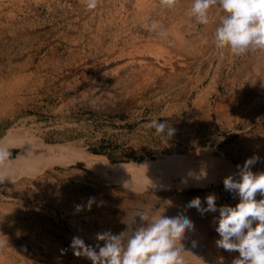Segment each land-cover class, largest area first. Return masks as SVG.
<instances>
[{"label":"rangeland","instance_id":"obj_1","mask_svg":"<svg viewBox=\"0 0 264 264\" xmlns=\"http://www.w3.org/2000/svg\"><path fill=\"white\" fill-rule=\"evenodd\" d=\"M102 1L89 10L86 0H17L15 7L3 0L0 138L12 126L24 125L36 131L33 142L71 141L91 152L94 162L111 163L155 159L205 144L236 164L238 171V165L257 156L252 171L264 172V149L257 150L264 146V51L235 55L230 49L217 48L215 24L219 26L224 15L217 7L210 9V23L201 25L190 13L194 0H180L172 9L161 6L158 0L149 15L141 16L137 15L138 0ZM176 31L186 42L183 47L173 40L172 32ZM155 43L164 46L162 57L170 59L168 66L148 55ZM137 56L144 58L143 62ZM132 75L140 76L133 86L129 82ZM17 81L22 87H17ZM152 120L166 122L175 129L174 134H157L150 127ZM17 151L10 148L11 158ZM60 166L51 164L21 175L12 184L0 183V228H6L0 251L15 264H92L90 259L73 254V237L78 235L93 247L104 244L96 240L97 233L125 232L126 238L143 226L137 214L145 210L151 215L174 217L177 213L191 219L198 242L192 245L194 239L186 237L182 241L186 244V264H233L239 258L237 252L222 248H218L216 257L207 250L219 239L214 230L219 211L201 216L198 210L195 213L196 208L187 207L197 196L207 207V195L214 192L218 209L225 204L236 206L239 196L226 191L216 179L208 178L213 192L184 184L175 188L173 182L151 190L108 182L100 173L79 164ZM191 177L194 175L175 180L184 182ZM258 194L257 200L264 198ZM198 229L207 233H198Z\"/></svg>","mask_w":264,"mask_h":264},{"label":"clouds","instance_id":"obj_2","mask_svg":"<svg viewBox=\"0 0 264 264\" xmlns=\"http://www.w3.org/2000/svg\"><path fill=\"white\" fill-rule=\"evenodd\" d=\"M179 2L159 0L160 5L168 9ZM98 3L99 0H86V8L93 10ZM212 7L224 13L215 30L217 48L230 49L235 55L264 51V0H194L190 13L199 24L207 25ZM150 127L161 136L171 137L175 132L166 122L158 120H152ZM258 160L257 156L247 159L242 166L238 165L239 179L230 175L223 181L226 191L239 196L236 206L225 205L218 209L215 194L207 196V207L202 205L199 196L187 205L202 215L219 211L215 230L220 238L216 245L228 252H239L233 264H264V198L256 199L258 193L264 197V172L252 171ZM6 179L12 180L11 152L0 145V183ZM80 207L78 205L77 210ZM137 216L143 226L126 238L110 231L97 233L96 240L103 241V246L97 243L93 247L79 236L73 237L70 245L73 254L90 259L92 264H186L182 241L186 232L194 227L190 218L182 214L175 217L163 213L151 215L150 210ZM3 243L0 241V245Z\"/></svg>","mask_w":264,"mask_h":264},{"label":"bare ground","instance_id":"obj_3","mask_svg":"<svg viewBox=\"0 0 264 264\" xmlns=\"http://www.w3.org/2000/svg\"><path fill=\"white\" fill-rule=\"evenodd\" d=\"M9 3L11 4V6L15 7L16 6V2L17 0H8ZM102 1V0H101ZM127 1V0H126ZM38 2V1H36ZM49 2V1H48ZM103 2V1H102ZM125 2V1H124ZM5 3V2H4ZM74 3V2H73ZM86 3V2H85ZM117 3V2H116ZM158 0H138L137 1V15L141 16V15H149L154 7V5H157ZM185 3V2H184ZM7 4V3H6ZM47 4V3H46ZM58 4V3H57ZM99 4V3H98ZM3 0H0V14L3 13ZM24 5V4H23ZM186 5V4H185ZM85 6V5H84ZM191 6V5H190ZM99 7V6H97ZM124 7V6H123ZM182 8V7H181ZM186 8V7H185ZM190 8V7H189ZM215 8V7H214ZM85 9V8H84ZM105 9V8H104ZM213 9V8H212ZM217 9V8H216ZM215 9V10H216ZM121 10V9H120ZM136 11V10H135ZM211 11V10H210ZM213 11V10H212ZM99 12V11H98ZM214 12V11H213ZM12 13V12H11ZM111 13V12H110ZM8 14V13H6ZM118 14V13H117ZM123 14V13H122ZM212 14V13H211ZM101 15V14H99ZM120 15V14H119ZM17 16V15H16ZM84 16V15H83ZM107 16V15H105ZM113 16V15H112ZM122 15H120L121 17ZM222 16V15H221ZM68 17V16H67ZM82 17V16H81ZM88 17V15H87ZM170 17V16H169ZM106 18V17H105ZM79 19V18H78ZM112 19V18H111ZM175 19V18H174ZM213 19V17H212ZM70 20V19H69ZM154 20V18H153ZM83 21V20H82ZM94 21V19H93ZM102 21V19H101ZM158 21V20H157ZM191 21V20H190ZM214 21V20H213ZM84 22V21H83ZM86 22V21H85ZM99 23V22H98ZM102 23V22H101ZM2 24V23H1ZM26 24V23H25ZM90 24V23H89ZM104 24V23H103ZM160 24V22H159ZM214 24V23H213ZM3 25V24H2ZM16 25V24H15ZM73 25V24H72ZM84 25V23L82 24ZM105 25V24H104ZM156 25V24H155ZM174 25V24H173ZM77 26V25H76ZM103 26V25H102ZM163 26V25H162ZM215 26L218 27V25L215 24ZM20 27V26H19ZM30 27V26H28ZM73 27V26H72ZM100 27V26H99ZM62 28V27H61ZM68 28V27H67ZM83 28V27H82ZM87 28V26H86ZM98 28V26H97ZM147 28V26H146ZM186 28V27H185ZM72 29V28H71ZM30 31V30H29ZM86 31V30H85ZM185 31V29L183 30ZM25 32V31H24ZM189 32V31H188ZM85 33V32H84ZM173 33V40L177 45H186V42L184 40V38L181 35V32L176 31V32H172ZM212 33V31H211ZM165 34V33H164ZM25 35V33H24ZM205 35V34H204ZM93 37V36H92ZM171 38V37H170ZM83 39V38H82ZM81 39V40H82ZM80 40V41H81ZM97 40V39H96ZM142 40V39H140ZM214 40V39H213ZM15 41V40H14ZM76 41V40H75ZM92 41V40H91ZM70 42V41H69ZM134 42V41H133ZM139 42V41H137ZM141 42V41H140ZM150 42V41H149ZM193 42V41H192ZM35 43V42H34ZM37 43V42H36ZM55 43V42H54ZM58 43V42H56ZM85 43V42H84ZM142 43V42H141ZM210 43H212L210 41ZM29 44V43H28ZM78 44V43H77ZM101 44V43H100ZM140 44V43H139ZM206 45V43H205ZM36 46V45H34ZM102 46V45H101ZM211 46V45H210ZM1 47V46H0ZM24 47V46H23ZM97 47V46H96ZM138 47V46H137ZM183 47V46H182ZM214 47V46H213ZM104 48V47H103ZM212 48V47H211ZM84 49V48H83ZM146 49V48H145ZM173 49V48H172ZM29 50V49H28ZM69 50V49H68ZM109 50V49H108ZM24 51V50H23ZM138 51V49H137ZM148 55H153L155 57V60L157 62H163L162 65H167L168 63H170V59L164 56L162 57V53L164 50V46L159 44V43H155L151 48L148 49ZM218 51V50H217ZM220 51V50H219ZM56 52V51H55ZM135 52V49H134ZM140 52V51H139ZM210 52H212L210 50ZM74 53V52H73ZM103 53V52H102ZM121 53V52H120ZM136 53V52H135ZM147 53V52H146ZM93 54V53H92ZM100 54V53H99ZM140 54V53H138ZM263 54V53H262ZM81 55V54H80ZM85 55V54H84ZM108 55V54H107ZM185 55V54H184ZM254 55V54H253ZM264 55V54H263ZM77 56V55H76ZM127 56V55H126ZM130 56V55H129ZM135 56V55H134ZM142 56V55H141ZM140 56V57H141ZM177 56V55H176ZM192 56V55H191ZM213 56V55H212ZM260 56V55H259ZM138 57V56H137ZM138 57V59H140L143 62L144 58H140ZM162 57V58H160ZM177 57H181V56H177ZM261 57V56H260ZM95 58V57H94ZM119 58V57H118ZM133 58V57H132ZM217 58V57H216ZM78 59V57H77ZM127 59V58H126ZM131 59V58H130ZM203 59V58H202ZM215 58H213L214 60ZM253 59V58H252ZM264 59V56L263 58ZM97 60V59H96ZM132 60V59H131ZM135 60V59H134ZM210 60V59H209ZM121 61V60H120ZM136 61V60H135ZM145 61V60H144ZM185 61V60H184ZM78 62V61H77ZM81 62V60H80ZM109 62V61H108ZM132 62V61H131ZM148 62V61H147ZM150 62V61H149ZM156 62V63H157ZM179 62V61H178ZM211 62V61H210ZM118 63V62H117ZM124 63V62H123ZM141 63V62H140ZM139 63V65H140ZM255 63V62H254ZM61 64V63H60ZM176 64V63H175ZM195 64V63H194ZM202 64V63H201ZM78 65V63H77ZM82 65V64H81ZM89 65V64H88ZM118 65V64H117ZM121 65V64H120ZM134 65V64H133ZM207 65V63L205 64V66ZM124 66V65H123ZM168 66V65H167ZM170 66V65H169ZM195 66V65H194ZM204 66V67H205ZM212 66V65H211ZM137 67V66H136ZM141 67V66H140ZM173 67V66H172ZM88 68V67H87ZM117 68V67H116ZM115 68V69H116ZM120 68V67H119ZM160 68V67H159ZM163 68V67H162ZM176 68V67H175ZM189 68V67H188ZM134 69V67H133ZM138 69V68H137ZM135 69V70H137ZM141 69V68H140ZM187 69V68H186ZM193 69V68H192ZM196 69V67L194 68V70ZM199 69V68H198ZM107 70V69H106ZM155 70V69H154ZM174 70V69H173ZM193 70V71H194ZM251 70V69H250ZM113 71V70H111ZM116 71V70H115ZM134 71V70H133ZM191 71V69H190ZM189 71V72H190ZM109 72V71H108ZM126 72V71H125ZM130 72V71H129ZM201 72V71H200ZM103 74L105 73L102 72ZM107 73V72H106ZM131 73V72H130ZM138 73V72H137ZM140 73V72H139ZM156 73V72H155ZM163 73V72H162ZM199 73V72H198ZM210 73V72H208ZM100 74V73H99ZM141 74V73H140ZM159 74V73H158ZM176 74V73H175ZM188 74V73H187ZM116 75V74H115ZM126 75V74H125ZM154 75V74H153ZM174 75V74H173ZM138 75H132L133 79L129 80V82L135 83L137 81ZM170 76V75H169ZM208 76V75H207ZM206 76V77H207ZM147 77V76H146ZM163 77V76H162ZM209 77V76H208ZM250 77V76H249ZM127 78V76H126ZM153 78V77H152ZM189 78V77H188ZM203 78V77H202ZM162 79V78H161ZM160 79V80H161ZM164 79V77H163ZM168 79V78H167ZM186 79V78H185ZM190 79V78H189ZM116 80V79H115ZM125 80V79H124ZM123 80V81H124ZM141 80V79H140ZM145 80V79H144ZM155 80V79H154ZM159 80V79H158ZM169 80V79H168ZM244 80V79H243ZM246 80V79H245ZM244 80V81H245ZM250 80V79H249ZM24 81V80H23ZM184 81V80H183ZM261 81V80H260ZM117 82V80H116ZM174 82V80H173ZM177 82V81H176ZM179 82V81H178ZM186 82H189L186 81ZM259 82V81H258ZM118 83V82H117ZM128 85H131V84ZM138 83V82H137ZM136 83V84H137ZM243 83V82H242ZM125 84V83H124ZM159 84V83H158ZM169 84H172L169 82ZM190 84V83H189ZM257 84V83H256ZM17 87H22L21 81H17L16 82ZM134 84H132L133 86ZM138 85V84H137ZM140 85V84H139ZM160 85V84H159ZM199 85V84H198ZM239 85V84H238ZM127 86V84L125 85ZM158 86V85H157ZM260 86V85H259ZM258 87V86H257ZM236 88V87H235ZM253 88V87H251ZM259 88V87H258ZM122 89V88H121ZM242 89V88H241ZM247 89H250L247 88ZM246 89V90H247ZM128 90V89H127ZM251 91V90H250ZM253 91V90H252ZM4 92V91H3ZM18 92V91H17ZM131 92V91H130ZM133 92V91H132ZM244 93V91H242ZM246 92V91H245ZM129 93V92H128ZM239 93V92H237ZM250 93V92H249ZM242 94V93H241ZM251 94V93H250ZM246 96L249 95L248 92L247 94H245ZM255 95V94H254ZM239 96V95H238ZM232 97V96H231ZM236 98V95L234 96ZM249 97V96H248ZM243 98V97H242ZM251 98V97H250ZM218 99V98H217ZM240 99V98H239ZM251 100V99H250ZM256 100V99H255ZM228 101V100H227ZM242 101V100H241ZM240 101V102H241ZM249 101V100H248ZM229 103V102H228ZM227 103V104H228ZM247 105V104H246ZM219 107V105H218ZM4 109V108H3ZM215 109V108H214ZM222 109V108H221ZM233 110V109H232ZM208 115V114H207ZM255 115V114H253ZM256 117V116H255ZM20 121V120H19ZM22 123V122H21ZM36 134V131L33 128H28L24 125H16V126H12L11 128L8 129L7 133L0 138V145L7 147L9 150L10 148L16 147L17 148V152L16 155L11 158L12 161V180L11 179H6L3 183L7 184H12L13 182H15V180L19 179V177L23 174H29L30 172H38L41 171L42 168L44 167H48L51 164H58L61 166H69L70 164H79L82 166H85L87 168H90L92 170H94V172L96 171L97 173H100L101 175H103L104 177L107 178L108 182L111 181L112 183L114 182H121L123 183V185L127 186V187H145L149 189V187H154L155 189H157V187L161 186L162 184H166L168 182H173V185L176 187L178 186H182L184 184L185 185H189V187L191 186H196V187H200L201 189H206L208 190V192H213V187L210 186V181H208V178H211V181L213 179H216V182H221L223 183L224 179L230 175H232L235 179H239V171L237 170V168L235 167V165L229 160L227 159L225 156L223 155H218L215 153V148L205 145L204 146H198L195 149L192 150H187L185 152H177V153H170L167 155H159V157L153 159V158H147V159H143V160H130L128 162H117V163H111V162H105V161H98V162H94V160L92 159V155L91 152L83 149L82 147H77L75 145L74 142L71 141H65V142H57V143H48L46 141H42V142H33L32 141V137ZM207 138V137H206ZM202 139V138H200ZM213 139V138H212ZM199 140V139H198ZM263 143V142H262ZM211 145V144H210ZM261 147V148H260ZM257 149V148H256ZM264 146H259V148L257 149L258 151H263ZM217 150V149H216ZM252 150V149H251ZM219 151V150H218ZM221 152V151H220ZM249 152V151H248ZM252 153V152H251ZM256 153V152H255ZM249 154V153H248ZM259 154V153H258ZM257 155V154H256ZM261 164V163H260ZM60 166V167H61ZM264 166V165H263ZM44 173V172H43ZM194 175V177L192 179H189L187 181L184 182H180L175 180L176 177L178 176H186L187 175ZM29 178V177H27ZM184 180V179H183ZM40 181V180H39ZM182 181V180H181ZM21 184V183H20ZM224 184V183H223ZM216 185V184H215ZM3 186V185H2ZM122 186V185H121ZM171 186V185H170ZM137 187V188H138ZM46 188V187H45ZM142 188V189H143ZM171 188V187H170ZM188 188V187H187ZM141 189V190H142ZM179 189V188H178ZM195 189V188H194ZM225 189V188H224ZM18 190V189H17ZM167 190V189H166ZM170 190V189H169ZM28 191V190H27ZM172 191V189H171ZM219 191V190H218ZM51 192V191H50ZM57 192V191H56ZM146 192V191H145ZM226 192V191H225ZM136 193V192H135ZM158 192H156L157 194ZM205 193V192H204ZM215 193V192H214ZM213 193V194H214ZM229 193V192H228ZM47 194V193H46ZM17 195V194H16ZM174 195V193H173ZM187 195V194H186ZM207 195V194H206ZM209 195V193H208ZM207 195V196H208ZM259 195V194H258ZM25 196V195H24ZM151 196V194H150ZM152 196H154L152 194ZM167 196V195H166ZM171 196V195H169ZM178 196V194H177ZM2 197V196H1ZM156 197V195H155ZM236 197V195H235ZM9 198V197H8ZM11 198V197H10ZM9 198V199H10ZM174 199V197H172ZM189 198V197H188ZM5 199V198H4ZM176 199V198H175ZM174 199V200H175ZM179 199V198H178ZM218 199V198H217ZM238 199V198H237ZM235 199V200H237ZM1 200V199H0ZM3 200V199H2ZM6 200V199H5ZM11 200V199H10ZM177 200V199H176ZM25 201V200H24ZM171 201V200H170ZM169 201V202H170ZM178 201V200H177ZM182 201V200H181ZM220 201V200H219ZM225 201V200H224ZM17 202V201H16ZM19 202V201H18ZM26 202V201H25ZM217 202V201H216ZM221 202V201H220ZM223 202V201H222ZM221 202V203H222ZM230 202V201H229ZM45 203V202H44ZM174 204V203H173ZM183 204V203H182ZM219 204V203H217ZM225 204V202H224ZM18 205V204H17ZM41 205V204H40ZM185 205V204H184ZM226 205V204H225ZM228 205V204H227ZM43 206V205H42ZM167 206V205H166ZM169 206V204H168ZM174 206V205H173ZM186 206V205H185ZM170 207H172L170 205ZM163 208V207H162ZM167 208V207H166ZM176 208V207H175ZM182 208V207H181ZM180 208V209H181ZM179 209V210H180ZM185 209V208H182ZM195 209V208H193ZM5 210V209H3ZM165 210V209H164ZM192 210V209H191ZM190 210V212H192ZM47 211V210H46ZM163 211V210H162ZM173 211V210H172ZM171 211V212H172ZM197 209L195 210L196 213ZM177 212V211H176ZM184 212V211H183ZM189 212V211H187ZM194 213V215H195ZM211 213V212H210ZM213 213V212H212ZM46 214V213H45ZM157 214V213H156ZM189 214V213H188ZM193 213H191V216ZM160 215V214H159ZM174 215V214H171ZM178 214L176 213L175 216H177ZM204 215V214H203ZM201 215V216H203ZM167 216V214H166ZM186 216V215H185ZM196 216V215H195ZM194 216V217H195ZM199 216V215H198ZM200 216V219L202 218ZM169 217V216H168ZM171 217V216H170ZM213 217V216H212ZM118 218V217H117ZM116 218V219H117ZM189 218V217H188ZM199 218V217H198ZM197 218V219H198ZM204 218V217H203ZM210 218V217H209ZM214 218V217H213ZM219 218V217H218ZM217 218V219H218ZM115 219V220H116ZM196 219V220H197ZM199 219V220H200ZM216 219V217L214 218ZM214 219L211 218V221H213ZM216 219V220H217ZM111 220V219H110ZM193 220V219H192ZM194 220V221H196ZM114 221V219H113ZM121 221V220H120ZM119 221V222H120ZM201 221V220H200ZM210 221V222H211ZM91 222V221H90ZM204 222V221H203ZM112 223V222H111ZM109 223V224H111ZM118 223V222H117ZM122 223V222H121ZM196 223V222H195ZM202 223V222H201ZM206 223V222H205ZM213 223V222H211ZM210 223V224H211ZM216 223V222H215ZM214 223V224H215ZM131 224V223H130ZM200 224V223H199ZM216 225V224H215ZM77 226V225H76ZM105 226V225H104ZM112 226V225H111ZM116 226V224H115ZM123 226V225H122ZM130 226V225H129ZM201 226V224H200ZM209 226V225H208ZM211 226V225H210ZM91 227V226H90ZM89 227V228H90ZM119 227V225L117 226ZM125 227V226H124ZM132 227V226H131ZM207 227V225H206ZM194 228V227H193ZM199 228V227H198ZM204 228V227H203ZM202 228V229H203ZM196 229V228H195ZM201 229V228H200ZM200 229L198 233H200ZM209 229V228H208ZM6 228H0V240H5L6 239ZM133 230V227H132ZM135 230V229H134ZM133 230V231H134ZM205 232L207 233L206 229H204ZM215 230V229H214ZM80 231V230H79ZM89 231V230H88ZM118 231V229L116 230V232ZM121 231V230H120ZM132 231V232H133ZM203 231V230H202ZM201 231V233H202ZM111 232V231H110ZM119 232V231H118ZM123 232V230H122ZM119 232V233H122ZM131 232V233H132ZM196 231L194 229H192L191 231H187L186 232V240H192L194 239L195 235H197L195 233ZM205 232L203 231V234H205ZM215 232V231H214ZM10 233V232H9ZM14 233V232H12ZM92 233V231H91ZM125 232H123L124 234ZM128 233L127 234H131ZM217 233V232H216ZM94 234V233H93ZM126 234V233H125ZM124 234V236H125ZM10 235V234H9ZM81 235V234H80ZM208 235V234H207ZM213 234H211L212 236ZM78 236V235H77ZM199 236V235H198ZM204 236V235H203ZM202 236V238H203ZM216 236V235H215ZM214 236V237H215ZM128 237V236H127ZM213 237V236H212ZM88 238V237H87ZM210 238V237H209ZM220 238V237H219ZM8 239V238H7ZM34 240V239H33ZM48 240V239H47ZM94 240V239H93ZM200 240V239H199ZM11 242V241H10ZM17 242V241H16ZM72 242V241H71ZM88 242V240H87ZM190 242V241H189ZM193 244L192 245H196L197 244V239L195 238L194 241H192ZM211 242V241H210ZM209 242V243H210ZM5 243V242H4ZM3 243V244H4ZM6 243H8L6 241ZM69 243V242H68ZM94 243V242H93ZM102 243V242H101ZM100 243V244H101ZM104 243V242H103ZM191 243V242H190ZM214 243V242H213ZM209 246V248L207 247L208 252L216 257L217 256V250L218 247L216 244H213ZM92 244V243H91ZM90 244V245H91ZM96 245V244H95ZM184 245H186L184 243ZM94 246V245H92ZM188 246V245H187ZM208 246V245H206ZM186 247V246H185ZM1 248V247H0ZM190 249V247H189ZM198 249V248H197ZM1 250V249H0ZM224 250V249H223ZM222 250V252H223ZM61 251V249H60ZM219 251V250H218ZM9 252V251H8ZM48 252V251H47ZM207 252V251H206ZM227 252V251H226ZM53 253V252H52ZM191 253V252H190ZM204 253V252H203ZM239 254V252H237ZM192 254V253H191ZM196 254V253H195ZM236 254V253H235ZM67 255V254H66ZM233 255V254H232ZM39 256V255H38ZM186 256V255H185ZM191 256V255H188ZM234 256V255H233ZM20 257V255H19ZM67 257V256H66ZM28 258V257H27ZM34 258V257H33ZM39 258V257H36ZM198 258V257H197ZM205 258V257H204ZM238 259V258H237ZM12 260V259H11ZM10 258L8 257V255H6L5 253L3 254V252L0 251V264H15L14 261H11ZM28 260V259H27ZM39 260V259H38ZM37 260V261H38ZM213 260V259H212ZM40 261V260H39ZM72 261V260H71ZM86 261V260H85ZM84 261V262H85ZM232 261V260H231ZM13 262V263H12ZM20 262V261H19ZM200 262V261H199ZM204 262V260H203ZM214 262V261H213ZM45 263V262H43ZM60 263V262H59ZM78 263V262H77ZM209 263V262H207ZM216 263V262H215ZM233 263V262H232ZM62 264V262H61ZM212 264V262H211Z\"/></svg>","mask_w":264,"mask_h":264}]
</instances>
